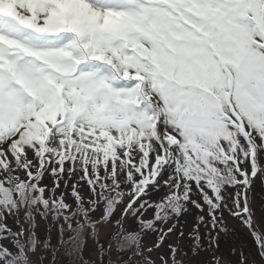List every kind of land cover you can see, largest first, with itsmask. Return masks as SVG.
Masks as SVG:
<instances>
[{
	"label": "snow or ice",
	"instance_id": "obj_1",
	"mask_svg": "<svg viewBox=\"0 0 264 264\" xmlns=\"http://www.w3.org/2000/svg\"><path fill=\"white\" fill-rule=\"evenodd\" d=\"M256 178L264 0H0V264H264Z\"/></svg>",
	"mask_w": 264,
	"mask_h": 264
},
{
	"label": "rangeland",
	"instance_id": "obj_2",
	"mask_svg": "<svg viewBox=\"0 0 264 264\" xmlns=\"http://www.w3.org/2000/svg\"><path fill=\"white\" fill-rule=\"evenodd\" d=\"M262 182L264 183V181H262ZM254 183H255L256 186H258L259 182L257 181V178L254 179V181L252 183V186H253ZM252 186L248 190V199H249L250 206L253 209V212L255 213L256 217L259 218L260 216H264V194H262L260 191H258L257 192V197L258 198L253 199V196L251 197V195H252V192H251ZM231 233L232 232H230V234ZM233 233L236 234V238L239 239L238 249H240V251L243 250V248H247L249 250L251 249V247L253 246L252 245V241H251V239L249 237H247L244 234V232L237 230V231H235ZM229 244L232 247L237 249V244L235 243V241H231ZM184 250H185V252L187 254L185 255L184 258L178 254L177 255L178 259L183 260V262L185 264H200V261L203 258V253H200V254H198L196 256H193L192 250H191L190 247H186ZM245 254L248 256L247 253H245ZM40 255H41V253H39V254L37 253V256L34 257V260H39V256ZM45 261L47 262V260H45Z\"/></svg>",
	"mask_w": 264,
	"mask_h": 264
},
{
	"label": "trees",
	"instance_id": "obj_3",
	"mask_svg": "<svg viewBox=\"0 0 264 264\" xmlns=\"http://www.w3.org/2000/svg\"><path fill=\"white\" fill-rule=\"evenodd\" d=\"M231 241H235V242L237 243V245H238L239 239L236 238V234H234L233 232H232L231 234H229V236H228L227 238L222 239L221 243H222V245H223V244H229ZM184 251H185V250H184ZM243 251H244V254L247 253L249 257L251 256V253H250V250H249V249H247V248H243ZM239 252H240V249H238L237 253H239ZM38 254H39V252H38ZM178 254H179L180 256H182L183 258L185 257V255H182L181 253H177V255H178ZM226 254H227V253H226ZM41 255H42V253H41ZM245 255H246V254H245ZM246 256H247V255H246ZM182 262H183V260H182ZM42 264H47V262L44 260V261L42 262ZM183 264H185V263L183 262Z\"/></svg>",
	"mask_w": 264,
	"mask_h": 264
},
{
	"label": "bare ground",
	"instance_id": "obj_4",
	"mask_svg": "<svg viewBox=\"0 0 264 264\" xmlns=\"http://www.w3.org/2000/svg\"><path fill=\"white\" fill-rule=\"evenodd\" d=\"M257 180L259 181V184L258 186L254 185L253 186V190H254V193H253V199L255 198H258L257 197V192L260 191L262 194H264V185H263V182L261 179L257 178Z\"/></svg>",
	"mask_w": 264,
	"mask_h": 264
}]
</instances>
